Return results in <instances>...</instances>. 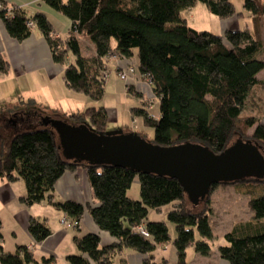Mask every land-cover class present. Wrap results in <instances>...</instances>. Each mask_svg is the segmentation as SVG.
<instances>
[{
    "label": "trees",
    "instance_id": "obj_1",
    "mask_svg": "<svg viewBox=\"0 0 264 264\" xmlns=\"http://www.w3.org/2000/svg\"><path fill=\"white\" fill-rule=\"evenodd\" d=\"M42 1L70 20L71 27L65 35H54L46 14L29 15L20 6L11 10L0 8V18L8 35L19 41L25 40L36 27L41 31L51 49V58L64 66L62 80L70 91L99 101L105 93L107 57L113 54L131 58L137 50L139 76L146 92L150 87V93L158 98L159 114L154 117L146 106L130 110L133 118L140 117L153 128L151 142L160 146L198 143L217 155L229 147L236 135L239 141L252 140L264 148V109L258 113L257 100H249L257 88L264 86V80L257 79L264 69V59L256 57L263 50L264 0H244L245 16L251 17L252 25L246 23L223 34L190 27L181 12L201 2L220 19L241 17L243 13H236L230 0ZM30 21L33 26L28 25ZM114 38L116 42L111 45ZM8 67V61L0 55V72H7ZM126 86L138 97L145 92L132 83ZM247 104L252 105V110H246ZM62 119L69 124L87 120L94 132L103 133L107 111L101 105H90ZM251 127L254 129L249 135ZM53 133L49 125L41 124V128L13 134L7 153L0 155V177L25 182L26 193L18 198L19 203L32 206L45 200L78 221L85 207L70 200L54 202L53 190L65 171L79 168L85 171L97 202L88 206L87 211L99 229L115 240L103 245L97 233L75 236L80 252L68 254L67 264H113L125 248L141 254L142 264H171L166 258L156 260L153 253L169 242L176 252L174 264H187L186 249L190 246L200 254L209 253L205 242L194 240V228L211 238L206 210L210 211L208 202L217 184L206 193L203 211L187 212L186 191L176 177L111 163L63 158ZM134 179L140 187L139 200L127 196ZM235 180L238 179L220 183L231 184ZM168 204H172L166 216L175 230L173 238L165 221L148 219L150 210L161 212ZM247 204L252 216L233 224L224 233L227 243L217 249L219 258L228 264H264V195L251 197ZM138 226L144 232L137 231ZM27 229L34 242H41L51 234L50 228L35 217L29 219ZM2 240L0 231V264L52 261V257L37 259L25 244L16 246L13 253L7 252Z\"/></svg>",
    "mask_w": 264,
    "mask_h": 264
},
{
    "label": "crops",
    "instance_id": "obj_2",
    "mask_svg": "<svg viewBox=\"0 0 264 264\" xmlns=\"http://www.w3.org/2000/svg\"><path fill=\"white\" fill-rule=\"evenodd\" d=\"M198 3L194 5L197 6L195 8L202 11V13L207 16L209 12H207L208 10L206 9L208 8H204L205 5L203 3L204 7L197 5ZM199 4H201V2ZM13 6H20L23 9L25 8L29 15L34 14L35 12H42L46 14L51 25H53L55 36L65 35L71 27L70 20H68L63 14L53 10L42 0H0V8L4 7L6 10H11ZM234 16L219 19L220 30L215 33L223 34L227 29L234 30L233 28L238 27V24L234 21L236 18ZM194 17H197L196 13H194ZM183 18L186 19V17ZM249 19L252 21L251 17H249ZM186 21L190 27L200 30V28H197L196 24H194L195 22L190 21L189 23L188 19H186ZM203 26L204 28L202 29L211 31L209 27L205 25ZM0 55L9 63L7 72H0V79L1 77H4V79L5 77H13L12 79H7L4 83L0 84V86L5 85L3 86L5 91L10 93L8 105L14 109V111L3 120V127L9 131L7 136L10 140L9 142H11L12 139L11 131L18 132L21 128L36 126L38 123H42V117L44 116L62 120V117L70 115L73 112H80L79 108L91 105L87 96H80L75 91H70L64 85L62 80L64 66L54 62L53 58H51V49L47 44L46 38L37 27L32 30L31 34L25 38V40L19 41L8 35L0 18ZM111 60L116 61L117 71L125 70L126 67H129V65H132L136 61L134 54L131 58L126 59L119 58L118 56L114 57L112 54L107 57L106 67ZM263 71L264 69L261 70L259 74ZM259 74L257 75V79H259ZM8 82L10 84L12 83L13 88L16 86L14 89V92L16 93L9 90L7 85ZM131 83L134 86H141L146 89L144 82H142V84H137L136 81ZM30 100H32L33 103H31ZM43 106L47 108H42ZM15 109L17 110L15 111ZM15 181H7L4 177H0V210L7 209L9 215H12L14 227L11 236L14 237V248L18 245L25 244L32 251L34 257L39 260L41 257H52L50 264H59V260H62L63 264H67L66 256L68 254H79L80 252L74 242L75 236L79 237L89 232L97 233L100 237V244L103 245L111 244L112 241L115 240V238L109 233L99 229L97 224L93 221L89 211H87L88 206H95L97 202L94 200L89 180L86 178V174L83 169L79 168L74 172L65 171V173L54 185V202H64L66 200H70L76 203H81L85 207L84 214L78 220V226L72 227L76 230V232L68 239V242L67 228L71 227H64L59 223L60 218L68 214L63 212V210L56 205L45 200L41 203H34L32 206L19 203L18 198L25 194L26 185L21 183V186H19L20 189H17V186L15 185L18 182ZM22 189H24L23 192ZM44 202L51 204L52 208H54L53 210L55 211L51 213L52 216L50 217L52 219L57 218L58 224L52 226L48 222H45L50 228L51 234L41 242H34L32 236L28 233V222L31 217H35L39 221H41V219H47V221L49 220L50 217L48 215L44 216V206L49 205H46ZM37 207L42 208L38 209ZM0 223L2 227L3 223L1 216ZM165 247L166 245L159 246L156 251L153 252L156 260L157 250H162V248ZM5 251L13 253L10 248H7ZM201 257L203 256H198L196 258V262H198ZM142 258L143 256L136 251H133L130 248H125L123 255H119L114 258L113 264H142ZM167 260L171 263L169 259ZM91 264L94 263L92 262ZM214 264L228 263L223 261L218 263L215 262Z\"/></svg>",
    "mask_w": 264,
    "mask_h": 264
},
{
    "label": "rangeland",
    "instance_id": "obj_3",
    "mask_svg": "<svg viewBox=\"0 0 264 264\" xmlns=\"http://www.w3.org/2000/svg\"><path fill=\"white\" fill-rule=\"evenodd\" d=\"M232 5L235 6L236 13H243L241 17L234 16L235 22L238 24V27L233 28L235 29H240L246 23L250 26L252 25V21L249 19V17L245 16L246 11H244V5L243 2L244 0H230ZM198 3V2H197ZM200 3V2H199ZM197 4L200 6L204 5ZM197 6H191L190 9L184 10L181 12V15L183 17H186L188 19L189 23L190 21L195 22L197 28H204L203 25L209 27L212 32H219V25L220 21L217 16H215L213 13L211 14L208 9L207 12L208 15L205 16L202 11L198 10L195 8ZM206 8V7H204ZM194 13L197 14V17H194ZM209 16V17H208ZM203 26V27H202ZM262 27H263V50L258 52L256 57L264 59V21L262 22ZM232 30V29H231ZM115 38L111 40L112 45L115 44ZM134 56L136 61L132 64L129 65L134 68V72L129 74L127 80L122 79L119 76V73L117 71V66H116V61L111 60L109 61L107 67V73L108 77H106L105 80V93L103 97L99 101H92L91 105H101L105 108L107 111V125L104 130V134H110V135H118V133H129L131 131L138 133L139 135L142 134V136L147 140L151 141L153 136H154V131L153 128L144 124L142 119L139 117H132L131 114V107H144L146 106L147 109H149V112L151 115L154 117L158 116L159 114V109H158V98L154 97L150 93L151 88L149 87L148 92H146V89L142 88L141 86H135L137 90H144L143 96H137L136 94L132 93L131 91L128 90L127 88V83L131 82H137L142 84L141 77L139 76V65H138V54L137 50H134ZM13 78V77H12ZM8 77H1L0 79V84L4 83L7 79H12ZM260 80H264V71L259 74L258 77ZM8 88L11 92H14L15 87L13 88L12 83L10 84L9 82L7 83ZM5 85L0 86V155L6 154L8 151V147L10 144V140L7 137L9 131L6 130L5 127H3V120L10 115L14 109L11 107L9 104V92L5 91V88L3 87ZM10 86V87H9ZM147 88V87H146ZM78 93V92H76ZM80 96H83L84 94L78 93ZM260 96V98H258ZM252 98V99H251ZM251 99V100H250ZM257 100L259 104V109L256 108V111L261 114L262 110L264 109V86L261 85L260 88H257L255 92H253L252 95H250L249 100L252 102V100ZM256 101H254L255 103ZM256 104V103H255ZM82 106V104H81ZM80 106V107H81ZM252 105L247 104L246 110L250 111L252 110L251 107ZM85 106L82 108H79V111L81 112L84 109ZM21 109V108H18ZM17 109H15L16 111ZM25 110V109H23ZM27 112V111H26ZM255 112V110H254ZM51 114V112H50ZM87 126H89L88 121L84 120V122ZM41 128V123H38L36 126H29L26 128H21L20 130H30L34 128ZM90 127V126H89ZM53 136H55V140L57 144L62 145L63 140H62V135L59 133L57 129L54 127ZM254 127H251L250 130L248 131V134L251 135V132L253 131ZM18 131V132H19ZM17 132H12L11 131V136ZM10 135V134H9ZM232 140L229 142L230 145H233L237 142L238 136H233L231 138ZM254 143V142H253ZM257 145V144H256ZM258 148H260L261 153L263 154L264 158V148L257 145ZM60 156L63 158H67L65 151L61 150L60 151ZM263 171H252L251 173H248L246 175H243V181L240 182L238 180H235L234 182H231V184H222L219 183L217 184V188L214 191V193L211 194L210 200L208 202V206L210 211L206 210V213L209 217V228L211 230L212 236L211 238L204 237L198 229L194 228V240L197 242L203 241L205 242L208 247H209V253L207 255H203L202 253H198L194 251V247L190 246L189 248L186 249L187 254H186V262L188 264H201V263H207V264H214L215 262H223L225 260H221L219 258V250H217L220 246L225 245L227 242L224 238V233L230 231L233 227V224H236L238 222H244L245 220H248L251 216L252 213L249 208V204H247L248 200L251 197L254 196H259V195H264V176L261 174ZM253 178L259 179L260 181H245L244 179L252 180ZM15 186H17V189H20L19 186H21V183L25 185V182L21 179ZM20 184V185H19ZM131 188L128 189L127 191V196L129 198H133L136 200L141 199L140 198V187L138 185V180L134 179L133 182L131 183ZM24 189H22V192ZM26 193V192H25ZM199 193V192H198ZM193 188L189 189L188 192H185V207L186 211L191 212V213H199L205 209V199L206 195H201L198 194ZM46 203V202H44ZM49 206H44V216L48 215L49 217L52 216L51 213L55 210L52 208L51 204H47ZM40 206V205H36ZM172 207V204H168L165 207H163L161 212L153 211L150 210L148 213V219L155 221H165L168 230L170 231L171 237H175V230L173 228V224L169 219H167L166 212L169 211ZM1 208V207H0ZM42 208V207H37ZM6 209V208H5ZM12 214V213H11ZM0 216L2 219V227L0 228V231H2V237H4V240H2V245L3 248L5 247V250L7 248H10L12 252L16 249L14 248V237L11 236L12 231H13V220H12V215H9L7 209H1L0 210ZM12 220V221H11ZM46 220V221H45ZM41 219L42 223H49L52 226H55L58 224V219H52L51 217L47 221V219ZM45 223V224H46ZM68 232V239L73 236V233L76 232L74 228H67ZM20 236V234L18 233ZM7 247V248H6ZM63 248V246H62ZM64 249V248H63ZM174 245L172 242L167 243L165 248H162V250H157V260L161 259L162 257H165L166 259H169L171 263H175L176 261V253L174 252ZM156 251V250H155ZM78 252V251H77ZM198 253V254H197ZM200 254V255H199ZM203 256L196 262V258L198 256ZM59 264H63L62 260L58 261Z\"/></svg>",
    "mask_w": 264,
    "mask_h": 264
},
{
    "label": "water",
    "instance_id": "obj_4",
    "mask_svg": "<svg viewBox=\"0 0 264 264\" xmlns=\"http://www.w3.org/2000/svg\"><path fill=\"white\" fill-rule=\"evenodd\" d=\"M41 124L54 127L63 136L58 149L65 151L66 159L165 173L176 177L186 192L193 188L203 196L215 181L242 179L252 171H263L264 176L263 154L252 140H240L216 155L198 143L160 146L133 131L105 135L85 123L69 124L49 116L42 117Z\"/></svg>",
    "mask_w": 264,
    "mask_h": 264
},
{
    "label": "built area",
    "instance_id": "obj_5",
    "mask_svg": "<svg viewBox=\"0 0 264 264\" xmlns=\"http://www.w3.org/2000/svg\"><path fill=\"white\" fill-rule=\"evenodd\" d=\"M28 25L30 26H33V22H28ZM114 56V55H113ZM116 56V55H115ZM114 56V57H115ZM132 72H134V68L129 66V67H126L125 70H121L119 73V76L124 79V80H127L129 74H131ZM108 76V73L107 71L104 73V78H106ZM60 224H62L64 227H75V226H78V221L76 219H73L71 217H69L68 215H65L63 217L60 218V221H59ZM137 231H141V232H144L143 231V227L142 226H138L137 227Z\"/></svg>",
    "mask_w": 264,
    "mask_h": 264
},
{
    "label": "flooded vegetation",
    "instance_id": "obj_6",
    "mask_svg": "<svg viewBox=\"0 0 264 264\" xmlns=\"http://www.w3.org/2000/svg\"><path fill=\"white\" fill-rule=\"evenodd\" d=\"M220 182H223L222 180H220V181H215V182H212L211 183V185L209 186V188H211L212 187V185H214V184H219ZM209 190V189H208Z\"/></svg>",
    "mask_w": 264,
    "mask_h": 264
}]
</instances>
